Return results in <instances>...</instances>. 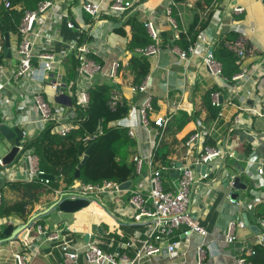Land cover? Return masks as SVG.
Masks as SVG:
<instances>
[{"label":"built area","instance_id":"2783aa9c","mask_svg":"<svg viewBox=\"0 0 264 264\" xmlns=\"http://www.w3.org/2000/svg\"><path fill=\"white\" fill-rule=\"evenodd\" d=\"M0 1L5 5V8H11L10 0ZM134 4L135 0H114L103 9L101 2L88 1L78 7L77 12L79 15H88L94 24L100 21L104 12L110 17H115L131 10ZM55 8L58 9L57 0L40 4L37 11L26 12L18 31L20 42L17 45L16 68L13 72L8 73L4 65L0 63V115L2 122L4 124L9 123V121L15 123L12 120L14 115L11 117L4 113L2 108L5 105L15 104L19 112L23 113L17 117V123H15V126L20 127L23 132V140L21 141L23 145L19 147V155L11 166H5L3 159H0V207L2 190L9 183H31L39 180L46 188L50 189V180L39 179L40 175L46 173L40 170L38 157L34 151L26 149V144L33 140L28 131L29 127L34 125L40 133H43L48 126H52V134L62 138L68 137L80 128L81 122L87 121L84 111L90 106L91 91L99 83L97 82L98 77L104 76L112 84L118 81L122 62L113 61L105 67L91 57L99 51L94 41L99 33L97 29H91V24H78L74 20L67 21V28L78 33L76 41L70 45L68 54L56 53L45 50L44 47L42 49L38 47L37 40L41 38L42 29L47 24L45 15ZM245 11L243 6H235L229 14L226 13L231 22L228 30L224 28L226 24L224 13L215 12L212 22L223 35L232 32V29L236 32L237 39L228 42L226 47L235 56L240 66L246 60L260 59L251 66L250 71L248 68H243L231 80L223 78L222 66L214 57L213 50L206 48L202 42H196L189 47L187 52L179 51L178 54L181 60L201 57L208 74L213 77L224 79L230 83H250L251 89L246 91V100H251L253 104L241 108L240 111L251 118L263 120L264 128V94L259 95L257 92V87L264 76V52L247 40L241 22L235 19L244 15ZM167 16L170 24L176 30L177 23L172 19L171 8L167 9ZM145 27L153 40V44L147 48L137 49L136 52L146 58H152L160 52L161 36L152 22H147ZM84 34L87 37L82 42L81 37ZM179 36L180 34H177L176 38L179 39ZM73 53L76 54L78 61L77 76L74 80L67 82L59 72V68ZM0 54H7L5 36L2 32H0ZM6 77L9 79L7 82L3 80ZM150 82L151 76L149 74L145 82L133 90L144 94L138 108L139 122L142 127L151 131V136L156 139V148L168 130L170 118L156 117L151 119L150 115L154 111V107L153 97L148 92ZM20 83L28 84V97L15 89L16 85ZM44 88H51L54 95L69 99L71 106L51 104L45 97ZM25 96L30 98L31 107H28L23 100ZM122 103L123 97L119 90H113L109 102L110 107L114 109ZM212 105L217 108L222 106L218 93L212 95ZM241 116L243 114L238 116L240 120L242 119ZM238 117L232 132L239 128L240 120ZM105 129L104 120H100L93 132H85L83 142L89 144L98 141L105 136ZM250 134L253 137L252 145L253 150H255L264 142V131L262 133L251 131ZM129 135L132 139L136 138L134 129L129 130ZM211 135L212 131L202 121H197V129L191 134L186 146L188 155L193 149L200 147L198 156L191 163H181L182 167L180 168L177 167L179 162H174L171 167L165 169L167 172L179 171L180 173L178 178L172 179L168 189L164 187L162 171L154 170L152 153L148 157L136 154L131 159L135 166V177L147 173V176L144 177V183L146 186L148 185L145 190L143 188L134 189L132 185L130 189L123 191L121 186L124 183L113 181L91 184L77 180L71 187L53 191L56 198L55 203L59 202V205L65 201H86L90 205L97 204L103 208H108L107 202L122 204L123 201L120 196L125 193L129 194L126 203L130 208L129 213H122L120 208H116L117 213L114 214L121 215L120 218H116L120 225L119 229L125 226L131 231L133 230L127 240L122 239L120 241L118 252L111 253L104 249L106 243L102 237H110L109 231L103 235L91 233L87 236V241H80L74 236L71 237L66 228L49 230L33 222L26 230L35 229L38 237H42L52 244H57L62 253L63 264H146L151 260H155L154 264H177L175 258L178 256L184 240H190L192 235H197L204 240L209 237L208 231L191 210L194 187L197 188L202 181L209 180L211 177V172L207 171V168L198 173L197 168L208 166L216 160L226 162L227 159H234V152L229 150L228 144L217 146L209 143ZM263 173V168H260L258 174L262 176ZM244 174L254 178L248 168L244 169L243 172L228 173V187L232 190L233 182L237 178L243 177ZM134 179L130 180L132 184ZM231 195L232 193L227 196L229 203L240 208L245 214L252 213L258 205L264 202V195L260 194L252 198H237L236 200L232 199ZM8 221V225H11L12 223ZM256 225L261 230V234L257 236V247L264 249V219L258 220ZM237 229L248 230V226L242 218L233 219L228 224L226 234L228 243L232 244L236 241L235 232ZM21 241L24 244V250L13 254L14 263L30 264L37 256L38 249L33 242H28L25 238ZM111 241L114 242V239ZM194 251L196 264H205L212 255L211 246L204 242L197 245ZM255 255L256 251L253 248H244V254L236 259L235 264H253L249 258Z\"/></svg>","mask_w":264,"mask_h":264},{"label":"crops","instance_id":"0c3cea01","mask_svg":"<svg viewBox=\"0 0 264 264\" xmlns=\"http://www.w3.org/2000/svg\"><path fill=\"white\" fill-rule=\"evenodd\" d=\"M57 1L58 9L55 8L45 15L47 24L42 29L41 38L37 40L38 47L41 49L44 47L45 50H51L56 53L68 54L70 45L76 41L78 33L67 28V21L74 20L78 24H91V29L95 28L99 33V36L94 40L99 51L91 57L105 67L113 61L128 64L132 58V52L128 50V43L132 38L131 26L128 25L130 18L138 16L141 21L152 22L155 25L161 36V49L156 56L150 59L151 85L148 92L153 97V107L154 103L156 104V109L154 108V111L150 115L151 119H155L156 117L170 118L167 130L168 135L167 138H164V142L168 143L170 138L183 140L196 131L197 121H202L212 131L209 140L210 144H216L217 146L228 144L229 150L234 152V159H227L226 162L216 160L205 166L207 171L211 172V177L209 180L202 181L197 188L196 186L194 187L191 210L199 218L201 225L208 231L209 237L204 240L197 235H192L190 240H184L179 249L178 256L175 258V263L196 264L194 248L204 242L212 248V255L205 264H235L236 259L244 254V248L257 247L258 235L249 229V227L248 230L237 229L235 232L236 241L232 244L226 241L227 227L230 221L236 218L244 220L245 214L240 208L230 204L227 199V196L233 193V189L231 190L228 187L227 175L230 172L239 173L243 172L246 168L250 169L254 178L245 174L243 177H240L248 188L246 191L237 192L238 198L246 199L259 194L264 195V173L262 176L258 174L260 168L264 170V142L253 150V137L250 134L251 131L258 133L264 131L263 120L251 118L240 111L241 108H246L253 104L251 100H246V91L251 89L250 83H230L224 79L209 75L201 57L181 60L178 54L181 49L176 43L178 40L176 35L182 32L187 34L194 22L195 15L204 17L211 9L216 13H224V18L226 19L224 28L228 30L231 22L226 13L229 14L235 6H243L246 10L244 15L235 19L241 22L247 40L264 52V0H135L134 7L131 10L115 17H110L104 12L100 21L94 24H92V20L88 15H79L77 12L78 7L85 2L94 1L101 2L103 9H105L114 0ZM168 8L172 9V19L177 23L176 30L168 20ZM20 9L19 7L18 10ZM120 29H123L125 35L118 33ZM218 30V27L211 19L210 25L201 32L196 42H202L206 48L214 52L215 46L218 45L222 37H227L228 34L232 33L235 37L234 40L237 38V34L233 29L232 32L225 35ZM9 34L11 57L6 54L1 64L4 65L8 73H11L17 65V45L20 42V36L18 33L15 35ZM259 60V58L246 60L240 68H248L250 71L251 66ZM65 63L66 60L60 66L59 72L69 82L73 79H70L68 65H65ZM3 80L9 81L8 77L3 78ZM97 82L103 84L110 81L104 76H99ZM115 84L120 87L118 88L119 92L131 110L126 119L112 121L109 127L112 123H116V126L110 128L124 127L129 130L134 129L136 133L134 140L137 144V152L134 155L138 154L148 157L153 153L156 139L151 136V131L142 127L139 122L138 108L141 105L144 94L135 92L133 90L135 87L130 84L129 80H124L122 76L118 77V81ZM15 89L28 97L29 86L27 83L17 84ZM211 90H216V93L220 97H223V101L221 102L222 106L218 108L219 113L217 117H213L205 122L208 111L204 106V97ZM43 91L45 92L46 99L51 104H59L66 107L71 106L69 99L54 95L51 88H44ZM257 92L259 95L264 94V76L257 87ZM26 96L23 100L27 103L28 107H31L32 105L29 103L30 98ZM2 109L6 115L11 117L14 115L12 120L15 123H17V117L23 115L15 104L5 105ZM195 114L200 115L198 119L188 121V118H192ZM239 114H243L241 120L238 117ZM237 117L240 120L239 128L232 132ZM28 131L32 139L40 134L34 125L30 126ZM4 145L2 142L0 143V159L8 154L11 149V146L6 143L9 147L6 151ZM198 149H193L189 157L187 156L188 152H186L185 156L181 158L185 164L191 163L198 156ZM132 156L130 159H132ZM174 160H177V158H174ZM203 169L204 167L197 168V173L203 172ZM174 173H172L170 178L163 177L165 188L168 189L169 183L173 178L175 179ZM146 176L147 173L143 176H136L133 181V188H143L145 190V187L148 186L144 183V177ZM120 197L123 201L120 205L108 203L105 198L108 208L93 204L80 210L79 212L88 213L89 217L92 218V222L88 225H78L76 222H72L71 219L65 218L64 220L59 218L54 222L51 221L50 226L46 225L44 227L49 230L66 228L71 237L74 236L80 241H87V236L91 233L103 235L109 231L110 237H102L106 243L104 249L111 253L118 252L120 241L122 239L127 240V237L133 232V230L131 231L125 226L119 229L120 225L116 218H120L121 215H114L117 213L115 211L116 208H120L122 213H129L130 211L129 206L126 204L129 194L125 193ZM6 199L8 202H13L16 199V195L9 193L6 195ZM55 200L56 198L53 195V200L49 207L55 203ZM261 204L264 206V202ZM49 207L40 206L37 207V211L41 212L43 209L47 210ZM247 216L250 225L257 226L258 219L255 218L253 213H248ZM8 220L15 229L27 223L17 218H0V240L5 238L3 232L10 225L7 223ZM33 232L34 230H26L25 233L21 232L15 240L1 245L0 264H15L13 254L24 250V244L21 241L23 238L28 242H33L38 249L37 256L30 264H63L62 253L57 244L47 242L44 238L38 237L37 233L32 234ZM122 235L124 236L123 238ZM111 239H114V242ZM184 253L186 255H183ZM154 263L155 260H151L146 264Z\"/></svg>","mask_w":264,"mask_h":264},{"label":"trees","instance_id":"16d2710c","mask_svg":"<svg viewBox=\"0 0 264 264\" xmlns=\"http://www.w3.org/2000/svg\"><path fill=\"white\" fill-rule=\"evenodd\" d=\"M53 1L55 0H10L11 8L9 9L5 8V5L0 1V32L4 35L6 33L17 34L26 12L37 11L40 4ZM19 7L21 10H18ZM206 14L204 17L195 15L194 22L187 34L183 32L180 34L176 43L181 51L187 52L189 47L197 41L201 32L210 25L215 11L211 9ZM146 23L141 21L138 16L128 20L132 33L128 50L132 52V58L128 64L121 65L119 76H122L124 80H129L133 87H140L151 72L149 58L136 52L137 49L147 48L153 44L145 27ZM118 33L125 35L123 29L118 30ZM86 37L87 35H82L81 41L84 42ZM225 37L221 38L213 53L217 62L222 66L223 78L231 80L241 72V68L235 56L226 47V44L233 42L235 37L232 33ZM4 57V54H0V63ZM65 65H68L70 79L74 80L75 70L78 66L75 53L66 59ZM117 86L112 82L96 84L91 91L90 106L84 111L87 121L81 122L80 128L68 137L62 138L52 134V126H48L45 132L40 133L26 144V149L34 151L38 157L40 170L53 175L55 180L50 183V189L46 188L39 180L31 183H9L2 192L0 218H17L28 222L34 214L38 213L37 207L47 208L51 205L54 190L71 187L77 180L83 183L99 184L103 181L126 183L135 178V166L130 159L137 152L135 140L130 137L129 129L109 127L112 121L126 119L131 110L125 99L119 107L114 109L110 107L109 102L113 90L120 88ZM215 93L216 90H211L204 97V106L208 111L205 122L217 117L219 113V109L212 105V95ZM154 108L156 109L155 103ZM80 115L83 114L80 113ZM199 116L195 114L192 118L189 117L188 121L198 119ZM100 120L105 122V136L96 142L84 143L85 132H93ZM190 136L183 140L170 138L168 143L164 142V136L153 151L154 170H160L164 178H170L172 172L165 171L166 168L171 167L174 162L185 164L181 158L188 152L186 143ZM91 145H94L91 154L79 172V179H76L78 167ZM187 156L189 157V155ZM9 193L16 195L13 202H8L6 199V195ZM252 213L256 219H264V206L258 205ZM37 225L41 224L37 223ZM253 249L256 251V255L249 258V261L253 264H264V249L262 247Z\"/></svg>","mask_w":264,"mask_h":264},{"label":"water","instance_id":"95a60500","mask_svg":"<svg viewBox=\"0 0 264 264\" xmlns=\"http://www.w3.org/2000/svg\"><path fill=\"white\" fill-rule=\"evenodd\" d=\"M5 40H6V49H7V55L9 57H11V47H10V34L6 33L5 34ZM151 85V82H150ZM220 101H223V97H220ZM116 126V123H112L110 127H114ZM23 140V132L21 130L20 127L15 126L14 122H9L7 124H4L2 122V118L0 115V143L1 142H5L7 144H9V146H11L10 151L8 152V154H6L2 159H3V163L5 166H11L15 161L16 158L19 155V147L23 145V143H21V141ZM94 145H91L89 147V149L87 150L84 159L82 160L81 164L78 167V171L76 173V179H79V172L82 168V166L86 163L88 156L91 154L92 148ZM177 167L180 168L182 167L181 163L177 164ZM206 167L204 166V171H205ZM179 171H176L173 176L175 178H178L179 176ZM40 180H50L51 182H53L55 180V177L53 175L50 174H42L39 176ZM132 182L128 181L124 184H122L121 189L123 191H126L128 189H130V187H132ZM232 188H233V193L231 195L232 199L236 200L238 198V194L237 192L239 191H246L248 186L246 184H244L242 182L241 178H237L233 184H232ZM90 204L89 202L86 201H65L63 203H61L59 205V202L54 203L51 207H49L47 210H44L43 212H38L36 214H34L31 219L21 225L19 228H14V226L9 225L5 231L3 232V235L5 236L4 239L0 240V246L7 243V242H11L13 240L16 239V237L21 233H25L26 229L30 227V225L40 216L43 215H47L50 212H52L56 207H58V209L61 212L64 213H76L79 212L80 210L88 207ZM244 221L245 224L249 227V229H251L255 234L259 235L261 234V230L258 226H252L250 225V222L248 220V216L247 214H244ZM88 239V237H87Z\"/></svg>","mask_w":264,"mask_h":264},{"label":"rangeland","instance_id":"374dc122","mask_svg":"<svg viewBox=\"0 0 264 264\" xmlns=\"http://www.w3.org/2000/svg\"><path fill=\"white\" fill-rule=\"evenodd\" d=\"M151 58H149L150 60ZM168 135V131L165 133V138H167ZM2 144L4 145L6 151L9 149L8 145H6L5 142H2ZM1 149V148H0ZM5 151V152H6ZM45 209H43L41 212H43ZM62 218L65 220L66 219H71L72 222H76L78 225H88L92 222V218L89 217L88 213L85 214L84 212H76L74 214L71 213H64L61 212L59 209H55L53 212L47 214V215H43L38 217L34 223L35 224H41L43 226L46 227V225H51V221H55L56 219ZM34 230V232L32 234L36 233L35 229H32V231Z\"/></svg>","mask_w":264,"mask_h":264}]
</instances>
